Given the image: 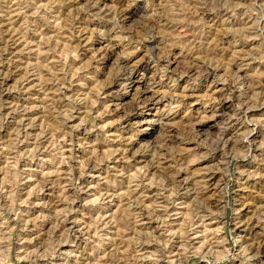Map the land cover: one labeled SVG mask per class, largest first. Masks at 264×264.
I'll return each mask as SVG.
<instances>
[{
	"label": "rangeland",
	"instance_id": "1",
	"mask_svg": "<svg viewBox=\"0 0 264 264\" xmlns=\"http://www.w3.org/2000/svg\"><path fill=\"white\" fill-rule=\"evenodd\" d=\"M0 264H264V0H0Z\"/></svg>",
	"mask_w": 264,
	"mask_h": 264
},
{
	"label": "bare ground",
	"instance_id": "2",
	"mask_svg": "<svg viewBox=\"0 0 264 264\" xmlns=\"http://www.w3.org/2000/svg\"><path fill=\"white\" fill-rule=\"evenodd\" d=\"M93 3H98V2H94L93 1ZM94 9H96V8H94ZM93 9V10H94ZM125 11V10H124ZM125 13V12H124ZM181 25V24H180ZM176 27H178V26H176ZM180 28V27H179ZM173 34V33H172ZM171 38V37H170ZM237 60V59H236ZM241 62V61H240ZM237 63V62H236ZM145 65V64H144ZM198 67V66H197ZM146 68V67H145ZM143 69V68H142ZM189 69V68H188ZM196 69V68H195ZM198 69V68H197ZM197 69H196V71H197ZM190 71H194L193 70V68H191V70ZM128 74V73H127ZM126 76V75H125ZM121 78H123L122 76H117V78H115L116 79V81H114V82H112L111 83V87L109 86V88H111V90H113V89H116L117 88V83H118V81L119 80H121ZM257 81V80H256ZM138 89H139V86L137 87ZM136 88V89H137ZM140 90V89H139ZM108 91V90H107ZM117 91V90H116ZM116 93V92H115ZM140 93V91L138 92V94ZM142 94V93H141ZM140 94V95H141ZM108 95H109V93H108ZM113 95V94H112ZM146 98H148V97H146ZM146 101H148V100H146ZM146 101H142V105L143 106H146ZM59 105V104H58ZM218 105H219V107L220 108H222V107H225V101H220V100H218ZM129 109H131V108H129ZM136 108L134 109H132V110H130V112H129V114H128V116H132V115H134V114H136ZM128 112V111H127ZM203 121V120H202ZM201 120H199L198 122H195V126H197L196 128H199V129H201V127H203L204 125V122H202ZM167 131V130H166ZM176 132V131H175ZM167 134V136H166V138H167V142H168V144H171V143H173L174 141H175V136L173 135V132L172 131H168V133H166ZM175 134V133H174ZM165 139V138H164ZM163 139V140H164ZM167 144V145H168ZM165 147V146H164ZM179 156V155H178ZM183 158V157H182ZM166 159V158H165ZM179 159H180V156H179ZM154 168V167H153ZM177 176V175H176ZM170 181H172V180H170ZM173 181H176V178L173 180ZM210 181V180H209ZM182 183V182H181ZM207 184V183H206ZM206 184H204V185H206ZM210 185V184H209ZM180 187V186H179ZM208 187V186H207ZM201 188V187H200ZM199 188V189H200ZM208 189V188H207ZM201 191H203V190H201ZM217 197V196H216ZM222 197V196H221ZM215 200V199H214ZM218 202V201H217ZM223 203V202H222ZM212 204H214V203H212ZM218 205V204H217ZM221 205V204H220ZM256 250H259V251H261V247L259 246L258 248H256Z\"/></svg>",
	"mask_w": 264,
	"mask_h": 264
}]
</instances>
